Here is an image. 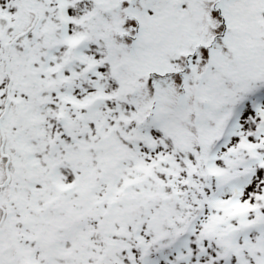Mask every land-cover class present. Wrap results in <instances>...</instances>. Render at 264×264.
Segmentation results:
<instances>
[{"label": "snow or ice", "instance_id": "1", "mask_svg": "<svg viewBox=\"0 0 264 264\" xmlns=\"http://www.w3.org/2000/svg\"><path fill=\"white\" fill-rule=\"evenodd\" d=\"M0 264H264V0H0Z\"/></svg>", "mask_w": 264, "mask_h": 264}]
</instances>
